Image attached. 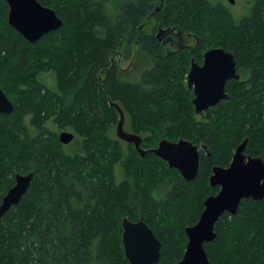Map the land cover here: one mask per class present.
Wrapping results in <instances>:
<instances>
[{
    "label": "trees",
    "instance_id": "trees-1",
    "mask_svg": "<svg viewBox=\"0 0 264 264\" xmlns=\"http://www.w3.org/2000/svg\"><path fill=\"white\" fill-rule=\"evenodd\" d=\"M38 1L53 8L62 25L31 43L8 23V5L0 0V85L14 105L0 113V201L16 172L33 173L20 201L0 216V264H129L124 216L142 217L160 240L156 264H173L185 249L184 228L218 190L208 183L212 166H227L246 137L245 153L264 161V0H249L239 18L219 0ZM216 14L224 18L219 32L226 27L229 33L219 46L233 53L240 79L226 83L227 99L195 114L182 77L192 57L202 61L208 20ZM150 19L195 43L168 54L140 28ZM134 41L149 60L141 82L121 78L113 59ZM8 83L26 96L13 100ZM112 101L129 115L133 132L143 134L145 148L164 136L205 145L196 177L183 179L156 155L141 157L132 144L134 169L124 161V178L98 167L92 152L103 147L99 135L117 118ZM53 121L74 133L71 142L60 143ZM215 231L205 244L211 264H264V198L241 200Z\"/></svg>",
    "mask_w": 264,
    "mask_h": 264
},
{
    "label": "water",
    "instance_id": "water-1",
    "mask_svg": "<svg viewBox=\"0 0 264 264\" xmlns=\"http://www.w3.org/2000/svg\"><path fill=\"white\" fill-rule=\"evenodd\" d=\"M233 3L234 0H228ZM8 5V23L26 40L36 42L41 36L57 30L62 19L55 10L43 5L38 0H5ZM162 3V2H161ZM161 3L156 6L159 10ZM150 18V15L148 19ZM183 34L175 27L158 26L156 37L167 40L168 36L176 48H183L187 43ZM181 38V40H180ZM240 73L232 52L221 46L209 47L203 52V61L199 64L191 60L186 75L187 86L192 88L191 103L195 114L205 112L221 100L228 98L226 83L239 80ZM118 112L116 136L133 144L137 153L144 157L149 153L164 160L169 168L176 169L185 180H193L199 169L201 148L185 138L170 140L161 138L156 146L145 148L141 145L142 137L124 128V113L116 102H111ZM14 110L13 102L0 85V113L8 114ZM57 138L62 144H68L74 133L61 130ZM248 137L244 138L234 149L227 166L213 165L208 177L211 187H218L214 194L203 199V208L195 223L184 228L187 238L182 257L173 264H211L205 244L216 237L215 224L224 213L236 214L243 199L262 200L264 198V161L260 156L245 153ZM33 173L16 172L13 184L6 190L0 201V216L17 204L27 191ZM121 240L125 258L129 264H156L160 257V240L142 217L131 220L121 219Z\"/></svg>",
    "mask_w": 264,
    "mask_h": 264
},
{
    "label": "rangeland",
    "instance_id": "rangeland-1",
    "mask_svg": "<svg viewBox=\"0 0 264 264\" xmlns=\"http://www.w3.org/2000/svg\"><path fill=\"white\" fill-rule=\"evenodd\" d=\"M219 1L223 2V4L225 1L227 2L228 9L230 10V12L235 18L236 17L239 18L247 14L249 11V4H250L249 0H234L233 3H230L228 0H219ZM208 21L210 23V26L208 30L209 32L207 36L204 37V40H203L204 46L205 47L219 46L220 44L225 42V40H227V37L229 34L227 33L228 29L226 27L221 32H219L218 30L219 28L222 29V26L224 25V18L221 14L220 15L216 14L214 16H210ZM157 25H161V24L155 19H150L144 27L145 33L155 34L154 31ZM190 43L192 45L195 43L194 38L190 40ZM125 48L127 50L126 52L121 51V54H116L114 56V62L116 63V61L118 60V63L121 67L120 69L122 71V75H120L121 78H125L132 82H137L138 80H140V72L149 63L148 57L146 56V54L141 52L138 45H134L132 42L129 46ZM132 54H133V57H132ZM182 79H183V82H186L187 84L186 76L185 77L183 76ZM6 89L8 90L10 97L13 100H16L19 97L22 98L26 96L25 91L20 92L18 88L10 86L9 83L6 84ZM43 96H44V92L42 91L38 98H42ZM30 99H32L31 95H30ZM54 106H53L54 108L57 107L56 104ZM210 112L211 114H213V111H210ZM117 119H118V115H117L115 122L109 123L108 127H106V130L102 132V134L99 135L101 139H103L101 141L103 142L105 146L103 145V147H101L100 145H98L100 146L98 147L100 148V151H98V153L96 151H93L92 157L95 159V162L97 163L98 167L99 165H101V167L106 172L109 171V176H111L112 174L113 178H115L116 176L117 179H122L125 177V173H126L124 169L125 166L123 165L124 161L126 162V165L128 166V168L134 169L132 167L134 163H132V158H131L132 155L130 156V152H131V147L133 151L135 148L133 145L130 147L129 143L119 139L116 136L115 127H116ZM130 122L131 121H130L129 115L124 111V128L127 131H133L131 129ZM50 124L52 128L54 127L57 133L60 132L61 130H68V129H61L59 126H56V122L54 121ZM150 127L153 128V126H150ZM139 135L142 136L143 134L139 133ZM161 138H167V137L164 136ZM158 141L159 140L153 142L154 143L153 145L156 146ZM146 144H143L142 146L146 147ZM96 154H98L99 157H95L94 155Z\"/></svg>",
    "mask_w": 264,
    "mask_h": 264
},
{
    "label": "flooded vegetation",
    "instance_id": "flooded-vegetation-1",
    "mask_svg": "<svg viewBox=\"0 0 264 264\" xmlns=\"http://www.w3.org/2000/svg\"><path fill=\"white\" fill-rule=\"evenodd\" d=\"M145 25H146V23L143 25V26H140V28H144L145 27ZM158 26H160V25H157V27H156V29H155V34H153V33H151V34H153L155 37H156V32H157V28H158ZM163 28H165V27H163ZM157 38V37H156ZM193 37L192 36H185L184 35V39H186L187 40V44H186V46H191L192 44L190 43V40L192 39ZM158 39V38H157ZM158 40H160L163 44H164V47H165V50H166V52L169 54V53H174L175 51H177V50H179V49H177L176 47H175V45L173 44V42L171 41V37H169L168 36V38H167V40H161V39H158ZM180 40H181V38H180ZM134 45H137V43L134 41ZM132 57H133V54H132ZM114 59V58H113ZM192 59H194L193 57L190 59V63H191V60ZM195 60V59H194ZM196 61V60H195ZM202 61H203V56H202ZM202 61L201 62H198L199 64H201L202 63ZM116 64H117V66H118V68L120 69L121 67H120V65H119V63H118V60L116 61ZM189 67H190V65H189ZM120 71H121V69H120ZM122 72V71H121ZM125 79V78H124ZM127 80V79H126ZM137 82H141V80H138ZM191 89V91H192V88H190ZM192 97H193V91H192ZM192 99V98H191ZM202 113V112H201ZM200 114V113H199ZM133 132V131H132ZM136 133V132H135ZM130 144V143H129ZM133 145V144H132ZM141 145H142V143H141ZM132 220V219H131ZM121 223V222H120Z\"/></svg>",
    "mask_w": 264,
    "mask_h": 264
}]
</instances>
